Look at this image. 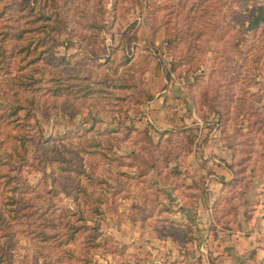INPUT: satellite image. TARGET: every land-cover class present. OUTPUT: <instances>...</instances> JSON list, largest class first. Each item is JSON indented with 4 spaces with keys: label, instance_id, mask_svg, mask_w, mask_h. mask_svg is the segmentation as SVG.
I'll return each instance as SVG.
<instances>
[{
    "label": "rangeland",
    "instance_id": "1",
    "mask_svg": "<svg viewBox=\"0 0 264 264\" xmlns=\"http://www.w3.org/2000/svg\"><path fill=\"white\" fill-rule=\"evenodd\" d=\"M39 3L0 0V264H220L221 220L264 264V0Z\"/></svg>",
    "mask_w": 264,
    "mask_h": 264
},
{
    "label": "crops",
    "instance_id": "2",
    "mask_svg": "<svg viewBox=\"0 0 264 264\" xmlns=\"http://www.w3.org/2000/svg\"><path fill=\"white\" fill-rule=\"evenodd\" d=\"M224 177L223 178H219V180H216L214 182V186H212V188H215V190L218 191V193L220 192V194L224 193L226 191V182L229 181V179H232L233 177V173L230 172H223ZM221 224L218 225V227L220 228L219 231V236L216 239L215 243H216V248L214 251H216V257H218L217 260L220 261V264H233L235 263V261L238 259L239 254L242 253L240 250V246L241 244L244 243H250L253 239V235L246 237V236H242L241 231L239 230H232L230 229V225L234 226L233 223H229V227H226L224 224V220L220 221ZM248 226L247 228H249V224L247 225V222H244V227ZM226 232H228V234H225ZM244 234V233H243ZM254 234V233H251ZM246 235V234H245ZM202 239L204 240L206 238V242L204 247L206 248L208 245H211V239L210 236H204L202 235ZM153 239V238H152ZM154 242L152 243V245L157 246L158 244V239H153ZM166 245H162L160 246L161 248L164 249L165 247V252H166V257L169 258V253H170V257H171V261H175L177 258V256H175L176 254H178V256L184 258V256H187V247L188 245H183V246H176V242H174V240L168 239L166 240ZM149 246V245H148ZM154 255L153 258H150V264H158V260L155 259L154 257L157 254V250L154 247H151ZM173 249V251H169L170 249ZM179 248V249H178ZM205 248H203L205 250ZM177 249V250H176ZM141 264H144L143 261H141ZM167 262V261H166ZM180 262V261H179ZM171 263V262H170ZM166 264H169L166 263Z\"/></svg>",
    "mask_w": 264,
    "mask_h": 264
},
{
    "label": "trees",
    "instance_id": "3",
    "mask_svg": "<svg viewBox=\"0 0 264 264\" xmlns=\"http://www.w3.org/2000/svg\"><path fill=\"white\" fill-rule=\"evenodd\" d=\"M35 1L37 2L38 5H40V3H39L40 0H35ZM47 2L48 1H45L44 3L47 4ZM24 3H25V5L22 6L21 10H25L26 9V6L27 5H30V0H24ZM36 10H40V15L37 14V18H36L38 21H43L45 19H48L46 17V12L43 9H40V8L38 9V7H37ZM7 11H9V10H6V11L5 10H0V20L1 21L4 20L3 17L5 18V15H6ZM29 15H31V14H29ZM23 17L25 18L26 16H23ZM31 17L32 16L28 17L27 20H26V22H25V24L23 25L26 28H24V27L23 28H19V30L17 29V31L15 32V35H16L17 38L19 37V40H23L24 33L27 30V26L26 25L29 23V21L30 22L32 21V18ZM98 26H99V24L97 22H95L94 23V27H98ZM46 28H48V27H46ZM33 30L36 31V28H33ZM27 31L29 32V30H27ZM47 31L48 30L43 29V33H45V34L47 33L48 34L49 32H47ZM2 33L3 32H0V35ZM97 34H98V31L92 33V35L94 36V39L95 40H96L95 37H96ZM43 42H44V38L40 42L39 46L42 45ZM30 45H31V43L29 45L28 44L27 45H23L18 50H14L13 52H11L12 56L15 55V54H17V53H24L25 51H29L30 50ZM0 51H1L0 52V57H1L0 58V72H2L5 67L6 68L4 70H8L10 65H8V60H6L5 51L4 50H1V48H0ZM96 57L97 58H100L99 56H96ZM70 77L72 78V77H77V76H76V74H74V75H71ZM106 82H107V80H106ZM75 91L78 92L80 90H75ZM89 91H90V88H88V93H89ZM84 93H87V92H84ZM29 102L31 104H33V101L32 100H30ZM14 109L15 110L17 109V112L16 113H19L18 109H24V104H20L17 108L15 107ZM27 115H29V112H27ZM22 142L24 143V138H22ZM7 161L10 162L11 159L10 158H7ZM12 181H14V178L12 179ZM17 202H19V200ZM10 227H11V225L8 222H0V232H2L3 230L4 231L7 230V232H8L9 231L8 228H10ZM3 235H6V238H7L6 241H10V238L7 237L8 236L7 233L6 234H3ZM13 237H14V235H13ZM1 260H4V259L2 258Z\"/></svg>",
    "mask_w": 264,
    "mask_h": 264
},
{
    "label": "water",
    "instance_id": "4",
    "mask_svg": "<svg viewBox=\"0 0 264 264\" xmlns=\"http://www.w3.org/2000/svg\"><path fill=\"white\" fill-rule=\"evenodd\" d=\"M260 10L261 11H260L259 16L253 21V25H255L257 23V21L260 20V19L264 21V8H260Z\"/></svg>",
    "mask_w": 264,
    "mask_h": 264
}]
</instances>
